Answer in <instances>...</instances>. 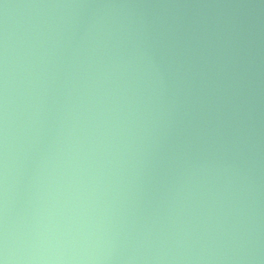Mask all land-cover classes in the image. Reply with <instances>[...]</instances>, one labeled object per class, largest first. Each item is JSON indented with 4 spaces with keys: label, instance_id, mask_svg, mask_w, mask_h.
I'll return each instance as SVG.
<instances>
[{
    "label": "water",
    "instance_id": "water-1",
    "mask_svg": "<svg viewBox=\"0 0 264 264\" xmlns=\"http://www.w3.org/2000/svg\"><path fill=\"white\" fill-rule=\"evenodd\" d=\"M0 264H225L17 0H0Z\"/></svg>",
    "mask_w": 264,
    "mask_h": 264
}]
</instances>
